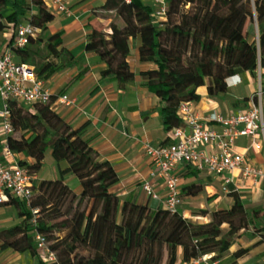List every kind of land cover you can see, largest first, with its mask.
<instances>
[{"label": "trees", "instance_id": "trees-1", "mask_svg": "<svg viewBox=\"0 0 264 264\" xmlns=\"http://www.w3.org/2000/svg\"><path fill=\"white\" fill-rule=\"evenodd\" d=\"M163 1L167 5L166 19L156 22L151 4L105 0L100 9L113 13L123 24L112 19L110 31L91 27L84 50L98 56L106 65L101 75L112 76L124 90L135 77L127 57L130 41L138 37L140 62L155 65L139 74L161 101L159 113L164 128L170 131L182 124L177 114L179 103L198 100L199 86L206 85L207 93L216 95L227 87V77L244 71L253 73L263 64L264 0ZM3 11L8 12L3 16ZM0 16L13 25L14 31L22 23L43 31L54 18L46 0H0ZM38 40L45 41L48 55L39 62L35 74L48 79L60 67L47 58L64 51L59 48V32L45 38L30 37L23 47L12 50L16 61L35 64L28 47ZM55 96L48 103H34L32 109L8 100L13 133L6 137V144L13 153H25L34 159L32 164L17 159L18 164L37 172L49 147L53 159L67 166L60 170L59 177L34 185L30 207L14 197L5 201L22 220L0 230V249L27 251L35 259L33 264H176L179 249L183 262L207 253L219 258L251 223L261 232L258 242H264V208L248 210L234 189L228 193L231 205L212 211L206 223H194L178 211L152 210L133 199L121 200L109 190L118 180L117 173L108 161L99 159L83 127L72 128L54 111ZM17 132L18 137L13 135ZM67 174L77 179L79 193L64 182ZM182 190L196 195L202 189L191 184ZM32 208L37 209L35 215ZM36 231L45 236L55 260L39 257ZM248 250L238 248L232 256L240 258Z\"/></svg>", "mask_w": 264, "mask_h": 264}, {"label": "crops", "instance_id": "crops-1", "mask_svg": "<svg viewBox=\"0 0 264 264\" xmlns=\"http://www.w3.org/2000/svg\"><path fill=\"white\" fill-rule=\"evenodd\" d=\"M104 1L64 0L70 8V15L56 12L49 7L54 14L53 20L48 23L45 30L37 29L31 38L35 39L38 36L45 38L59 32L61 39L59 48H63L64 51L56 57L47 58L60 68L48 79L42 80L56 96L66 93L71 98L70 104L54 100V111L72 128L83 127V134L89 140L90 146L97 151L99 159L108 161L117 173L118 180L109 187V190L121 200L133 199L138 204H147L152 210L163 209L165 185L161 179L149 178L152 166L142 147L144 142L159 145L170 141V131L164 128L159 113L162 103L143 84L139 74L141 70L154 68L155 65L140 62L139 38L132 39L127 61L135 77L124 90H120L112 76L101 75V71L106 67L105 63L98 56L88 54L84 50L91 27L108 31L111 19L104 15L107 12L100 9ZM142 2L150 4L149 1ZM7 12L3 11L1 14L4 16ZM0 23L3 24V26L0 24V50L3 51L11 47L15 31L13 25L7 23L2 16ZM28 49L32 57L40 63L48 55L44 40L32 41ZM14 58H16L15 53ZM236 75L238 76L230 78L231 85L216 95H209L206 85L196 89L199 99L191 101L190 107L205 127L221 132L222 126L209 120V117L217 114L225 117L244 109L256 99L258 91L262 94L261 103L264 112V62L253 73L244 71ZM188 131L189 127L185 126V132ZM199 148L206 152L216 150L212 145L200 144ZM232 148L235 152L243 154L247 163L259 167L264 173V136L261 133H257L254 138L246 136L237 138ZM15 158L27 164L34 162V159L25 153L15 154ZM48 162L49 170L45 172L43 161L41 168L35 172L36 186L43 179L59 177L60 170L67 166L64 161L55 165L51 159H48ZM176 172L180 177L181 192L177 211L194 223H206L210 220L212 211L228 208L232 203V198L228 195L230 189L237 191L248 210L257 206L264 208V176L255 181L252 177H245L241 167L216 174L206 169L196 170L185 163L180 164ZM225 178L230 179L227 185ZM76 180L71 174L64 177V182L71 188L70 183L74 181L76 183L74 191L79 192L80 186ZM144 181L150 182L157 195L156 198L150 197L143 190ZM191 184L200 185L201 192L196 195L186 194L182 189ZM224 187L227 190H224ZM226 197L228 199H225ZM21 220L13 206L6 202L0 203V230L19 224ZM258 240L259 237H254L244 242L242 236L235 238L229 250L217 258L219 263L263 264V243L255 244ZM246 247L249 250L244 256L240 258L232 256L238 248ZM37 252L41 258L40 252L38 250ZM180 257L179 249L176 264H194L183 262ZM34 261V257L27 251L0 249V264H33Z\"/></svg>", "mask_w": 264, "mask_h": 264}, {"label": "built area", "instance_id": "built-area-1", "mask_svg": "<svg viewBox=\"0 0 264 264\" xmlns=\"http://www.w3.org/2000/svg\"><path fill=\"white\" fill-rule=\"evenodd\" d=\"M123 1L129 3L132 0ZM141 1H149L154 7L153 15L156 22L166 19L167 5L163 0ZM46 3L56 12L70 15V8L64 0H46ZM36 30L30 24H20L15 31L11 47L7 50H0V203L14 197L22 201L26 207L31 205L36 175L28 167L18 164L15 153L6 144V137L13 133L9 121L8 100L25 101L31 105L34 103L44 104L48 103L53 95L44 81L37 77L33 65L16 61L14 58L13 47H23L28 43L29 38L35 35ZM233 76L228 77V80ZM229 85L231 84L229 83ZM261 95V91H258L256 99L252 100L247 107L228 116L211 115L209 120L219 123L222 126L221 132L205 127L201 119L192 112L190 102L182 101L177 108V114L182 124L170 130V141L159 145L149 142L142 144L152 166L149 178L161 179L165 185V209L175 212L181 201L180 177L176 169L182 163L190 165L196 170L206 169L216 174L241 167L242 174L245 177H252L255 181L264 176L259 167L247 163L244 155L235 152L232 148L234 141L239 137L254 138L257 133L264 136V112ZM55 100L65 104L72 102L66 93L56 96ZM185 126L189 127L188 132H185ZM200 144L212 145L216 150L206 152L199 148ZM224 181L227 185L230 179L225 178ZM142 188L150 197H157L149 181H144ZM224 190L227 188L224 187ZM32 213L35 215L37 209L32 208ZM31 221L35 222V216ZM34 242L43 260H55V253L48 248V243L42 233L34 232ZM190 262L220 264L219 260L214 257V253L204 254ZM262 263L264 264V242Z\"/></svg>", "mask_w": 264, "mask_h": 264}, {"label": "rangeland", "instance_id": "rangeland-1", "mask_svg": "<svg viewBox=\"0 0 264 264\" xmlns=\"http://www.w3.org/2000/svg\"><path fill=\"white\" fill-rule=\"evenodd\" d=\"M188 7V6H187ZM104 15H106L107 17H109L111 20L113 19L115 22H117L119 25H122L123 23L121 22V19H119V18H116V17H114V14L113 13H111V12H107V13H105ZM111 20H110V22H111ZM109 22V23H110ZM109 25V24H108ZM108 31H110V29L108 28ZM35 61H36V65H34V68H35V70H36V67H37V65L39 64V60L37 61L36 59H35ZM24 108H26V109H32L33 107H35V105H31L30 103H27V102H25V101H20L19 102ZM0 123H1V120H0ZM14 136H19V132H17V133H14L13 134ZM16 155L18 154V153H15ZM48 159H51V161L53 162V164L55 165V163H57L55 160H53V157H52V155H51V152H50V149H49V147H46V150H45V155H44V159H43V161L45 162V172L47 171V170H49L48 168L50 167V163L48 162ZM72 175V174H71ZM73 177H74V179H76L75 178V176L73 175ZM77 181V180H76ZM71 185H72V189L74 190V187L76 186V183H74V181L72 182V183H70ZM76 194L77 193H79L78 191H74ZM225 199H228L227 197L225 198ZM224 229H226V226H224L223 227ZM240 234H238V235H236L235 236V238H238V237H240V236H242V239H243V241L244 242H248L249 240H251L252 238H254V237H259L260 236V231H259V228H258V226L257 225H255L254 223H251L245 230H242V231H240L239 232ZM64 234V232H60L59 233V235H63ZM255 244H260L259 242H256ZM81 253H84V254H87L86 252H84V251H81ZM165 259H166V255L164 254V258H163V262H165Z\"/></svg>", "mask_w": 264, "mask_h": 264}, {"label": "clouds", "instance_id": "clouds-1", "mask_svg": "<svg viewBox=\"0 0 264 264\" xmlns=\"http://www.w3.org/2000/svg\"><path fill=\"white\" fill-rule=\"evenodd\" d=\"M235 76H238V75H235ZM225 84H226V86H229V80H228V77L225 79Z\"/></svg>", "mask_w": 264, "mask_h": 264}]
</instances>
